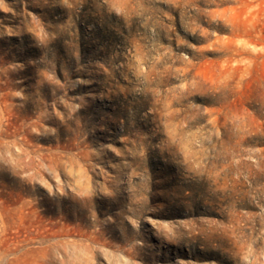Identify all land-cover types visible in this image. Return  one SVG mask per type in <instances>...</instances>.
<instances>
[{"label": "rangeland", "instance_id": "obj_1", "mask_svg": "<svg viewBox=\"0 0 264 264\" xmlns=\"http://www.w3.org/2000/svg\"><path fill=\"white\" fill-rule=\"evenodd\" d=\"M0 264H264V0H0Z\"/></svg>", "mask_w": 264, "mask_h": 264}]
</instances>
